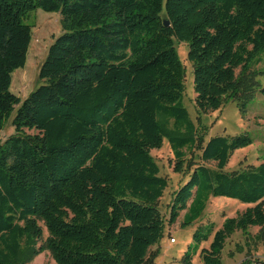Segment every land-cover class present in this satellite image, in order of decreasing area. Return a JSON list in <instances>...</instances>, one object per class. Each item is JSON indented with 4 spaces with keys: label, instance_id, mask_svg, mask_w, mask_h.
Returning <instances> with one entry per match:
<instances>
[{
    "label": "trees",
    "instance_id": "16d2710c",
    "mask_svg": "<svg viewBox=\"0 0 264 264\" xmlns=\"http://www.w3.org/2000/svg\"><path fill=\"white\" fill-rule=\"evenodd\" d=\"M37 8L59 12L62 32L39 67L41 84L21 99L10 90L12 73L26 64L24 21ZM175 40L188 44L198 113L227 99L244 113L256 91L264 97L250 71L264 52V0H0V133L11 116L14 128L0 135V264H26L44 251L55 264H149L165 224L182 211L181 225L191 224L210 197L252 206L216 231L199 226L185 264L212 234L202 264H223L236 231L264 241V161L224 170L252 140L204 142V127L182 103ZM164 138L174 171L187 172L167 219L157 203L168 181L150 154ZM185 149L215 167L190 163ZM250 227H259L254 236Z\"/></svg>",
    "mask_w": 264,
    "mask_h": 264
},
{
    "label": "rangeland",
    "instance_id": "374dc122",
    "mask_svg": "<svg viewBox=\"0 0 264 264\" xmlns=\"http://www.w3.org/2000/svg\"><path fill=\"white\" fill-rule=\"evenodd\" d=\"M61 15L59 12H46L41 8L32 11L24 23L31 26V41L28 49L26 64L12 73L10 90L20 97L25 98L34 88L41 84L38 71L43 62L49 45L61 32ZM175 50L184 69V89L182 103L187 109L191 120L195 124H201L204 131V142L215 136L235 137L247 134L252 143L246 147L238 148L232 152L225 171H233L239 168L255 166L264 161V97L256 91L246 111L242 113L235 100L227 99L222 105L206 113H198L195 108V93L193 91V68L189 62L188 44L175 40ZM260 60L251 64L250 71L257 73L258 81L264 84V52L259 55ZM239 68L236 74L239 73ZM15 110V109H14ZM12 116L5 122L2 129L1 142L14 132L11 125ZM151 156L160 169V175L168 181V186L163 192L157 205L165 219L168 218L172 193L187 179V172H175V159L173 152L164 138L159 148L150 151ZM185 157L190 163L204 164L215 167L214 161H202L198 150L185 149ZM247 205L236 199L226 197H210L202 215L189 225L182 226L184 211L173 224H165L162 237L154 244L150 251H156L149 264H185L182 257L187 252H192L195 246L193 234L199 226L214 223V231L219 229L225 218L236 217L242 213ZM43 230V238L47 237L43 223L39 222ZM259 227H250L249 233L254 236ZM213 231V232H214ZM213 235V234H212ZM212 235L206 242L199 245L198 251L192 257L191 264H202L199 256L201 248H208ZM174 238V242L170 239ZM223 264H264V241L246 238L240 231L234 232L225 243L222 250ZM26 264H55L48 251H44L31 262Z\"/></svg>",
    "mask_w": 264,
    "mask_h": 264
},
{
    "label": "water",
    "instance_id": "95a60500",
    "mask_svg": "<svg viewBox=\"0 0 264 264\" xmlns=\"http://www.w3.org/2000/svg\"><path fill=\"white\" fill-rule=\"evenodd\" d=\"M163 23H164L165 26H168V25H169V22H168L167 19H165V20L163 21Z\"/></svg>",
    "mask_w": 264,
    "mask_h": 264
},
{
    "label": "built area",
    "instance_id": "2783aa9c",
    "mask_svg": "<svg viewBox=\"0 0 264 264\" xmlns=\"http://www.w3.org/2000/svg\"><path fill=\"white\" fill-rule=\"evenodd\" d=\"M170 241L173 242V239L171 238Z\"/></svg>",
    "mask_w": 264,
    "mask_h": 264
}]
</instances>
